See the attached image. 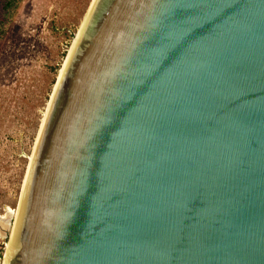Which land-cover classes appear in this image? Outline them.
I'll return each instance as SVG.
<instances>
[{
	"label": "water",
	"instance_id": "95a60500",
	"mask_svg": "<svg viewBox=\"0 0 264 264\" xmlns=\"http://www.w3.org/2000/svg\"><path fill=\"white\" fill-rule=\"evenodd\" d=\"M49 102L2 264H264V0H92Z\"/></svg>",
	"mask_w": 264,
	"mask_h": 264
},
{
	"label": "rangeland",
	"instance_id": "374dc122",
	"mask_svg": "<svg viewBox=\"0 0 264 264\" xmlns=\"http://www.w3.org/2000/svg\"><path fill=\"white\" fill-rule=\"evenodd\" d=\"M91 3L21 0L0 7V264L51 94Z\"/></svg>",
	"mask_w": 264,
	"mask_h": 264
},
{
	"label": "trees",
	"instance_id": "16d2710c",
	"mask_svg": "<svg viewBox=\"0 0 264 264\" xmlns=\"http://www.w3.org/2000/svg\"><path fill=\"white\" fill-rule=\"evenodd\" d=\"M19 1L21 0H0V7L4 10H9Z\"/></svg>",
	"mask_w": 264,
	"mask_h": 264
},
{
	"label": "bare ground",
	"instance_id": "6f19581e",
	"mask_svg": "<svg viewBox=\"0 0 264 264\" xmlns=\"http://www.w3.org/2000/svg\"><path fill=\"white\" fill-rule=\"evenodd\" d=\"M49 103H50V102H49ZM48 106H49V105H48ZM31 157H32V156H31ZM9 246H10V242H9L8 245H7L6 255L8 254ZM5 262H6V260H5Z\"/></svg>",
	"mask_w": 264,
	"mask_h": 264
}]
</instances>
